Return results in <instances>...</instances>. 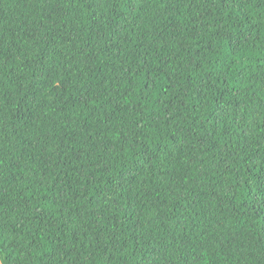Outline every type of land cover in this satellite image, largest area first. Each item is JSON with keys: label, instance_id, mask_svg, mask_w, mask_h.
I'll return each mask as SVG.
<instances>
[{"label": "trees", "instance_id": "1", "mask_svg": "<svg viewBox=\"0 0 264 264\" xmlns=\"http://www.w3.org/2000/svg\"><path fill=\"white\" fill-rule=\"evenodd\" d=\"M0 264H264V0H0Z\"/></svg>", "mask_w": 264, "mask_h": 264}]
</instances>
